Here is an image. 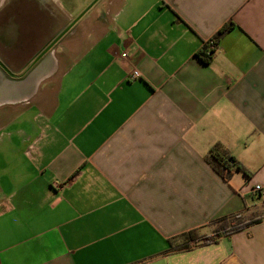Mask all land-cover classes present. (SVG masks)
Returning a JSON list of instances; mask_svg holds the SVG:
<instances>
[{
	"label": "crops",
	"instance_id": "obj_1",
	"mask_svg": "<svg viewBox=\"0 0 264 264\" xmlns=\"http://www.w3.org/2000/svg\"><path fill=\"white\" fill-rule=\"evenodd\" d=\"M82 31L50 100L0 129V264H264V0H105ZM217 144L246 175L211 169Z\"/></svg>",
	"mask_w": 264,
	"mask_h": 264
},
{
	"label": "rangeland",
	"instance_id": "obj_2",
	"mask_svg": "<svg viewBox=\"0 0 264 264\" xmlns=\"http://www.w3.org/2000/svg\"><path fill=\"white\" fill-rule=\"evenodd\" d=\"M92 0H41L39 5L35 0H0V22L8 20L13 27L17 26L20 31L21 40L30 32L34 33V43L31 45V51L22 52L21 55H14L13 60L24 61L32 50L38 48L45 40L50 38L52 34L60 31L66 24L71 22L79 15ZM105 0H99L83 17L78 21L74 31L65 36L56 49L45 57L38 65L39 69L35 73V78L22 91V95L17 99L0 100V129L6 126L10 121L16 119L21 112L32 103H35L40 95L45 96L50 100L53 92L56 89L57 80L60 74L70 64L73 56L76 53L72 39L82 36L83 29L86 28V19L95 16L96 13L102 10V5ZM10 3L9 6L5 5ZM45 7H47L45 9ZM65 8V9H64ZM62 9H64L62 11ZM23 40V41H22ZM18 46H20V44ZM32 73L25 83L33 75ZM29 82V81H28ZM18 83H10V86L15 87ZM41 97V96H40ZM222 224L215 222L208 230L196 231L195 235L197 243H204L215 239L223 233ZM196 243H192L195 245Z\"/></svg>",
	"mask_w": 264,
	"mask_h": 264
},
{
	"label": "flooded vegetation",
	"instance_id": "obj_3",
	"mask_svg": "<svg viewBox=\"0 0 264 264\" xmlns=\"http://www.w3.org/2000/svg\"><path fill=\"white\" fill-rule=\"evenodd\" d=\"M35 1L39 5H41L40 4L41 0H35ZM9 4L10 3L8 2L5 5V7L9 6ZM41 6H43V5H41ZM46 8L47 7H45V9ZM71 22L66 24L60 31L52 34V36L50 38H48L47 40H45L38 48L32 50V52L28 55V57L22 62L13 60V57L16 54L22 56V54H21L22 52L24 53V52L31 51V48H32L31 45H33L34 40H35L34 33H32V32L28 33L26 35V37L23 38V40H24V41L22 40L23 43L19 42L21 40V38H20L21 35H20L19 28L17 26H15V32H13V37L9 38V37H5V36H1L0 40H2V41H0V85L5 84V83L7 84L9 82V84L10 83H14V84L18 83L19 86H21L20 84H22V82L24 80H26L28 78V76H30L32 73H36L37 70L39 69L38 65L41 63V61L43 59H45V57H47L50 54V52H52L54 49L57 48V46L59 45L61 40L65 36H67L69 33H71V31L73 30V28L75 27V25L77 23L74 25V27L69 32L64 34L57 42H55L41 58H39L37 61H35V60L39 57V55L45 49H47L54 42V40L63 32V30ZM9 26H10V23L8 22V20H3L2 22H0V28L3 31L6 30L7 28H9ZM19 43H21L20 46H18ZM4 68L8 69L16 78H12V81L9 80V78H6L5 75H3L4 74Z\"/></svg>",
	"mask_w": 264,
	"mask_h": 264
},
{
	"label": "trees",
	"instance_id": "obj_4",
	"mask_svg": "<svg viewBox=\"0 0 264 264\" xmlns=\"http://www.w3.org/2000/svg\"><path fill=\"white\" fill-rule=\"evenodd\" d=\"M232 26V23H227L222 28H220V30L213 37L216 46L219 38L222 37L225 33H227L232 28ZM205 49L206 48H203L198 54V56L204 64H207L209 63V60L211 59L213 53L210 52L209 54H207ZM205 158L207 163L210 165L211 169L225 182H228L230 180L232 174L235 171H240L244 175H246L244 168L232 156H230L227 151L219 144L214 145L207 152ZM218 222L222 224L221 228L223 227V233L218 235L217 237L235 232L243 228L244 226L242 225V219L235 217H230L228 219L220 220ZM196 231L197 230H192L180 235L178 238L182 240V245L175 248L172 247V249H187L192 245V243H197V238L195 235ZM169 243L170 245H172L171 240L169 241Z\"/></svg>",
	"mask_w": 264,
	"mask_h": 264
},
{
	"label": "water",
	"instance_id": "obj_5",
	"mask_svg": "<svg viewBox=\"0 0 264 264\" xmlns=\"http://www.w3.org/2000/svg\"><path fill=\"white\" fill-rule=\"evenodd\" d=\"M99 0H92L90 2V4L79 14L77 15L73 21L63 30V32L54 40V42L47 48L45 49L40 55L39 57L35 60L37 61L39 58H41L47 51L48 49L55 43L57 42L64 34H66L67 32H69L74 25L83 17V15L85 13H87ZM6 78H9V80L12 81V78H16L8 69L4 68V74ZM25 79V78H24ZM23 80V79H22ZM20 81V80H19ZM19 86V85H17ZM12 88V86H10L9 82L6 84H1L0 85V96H5L7 94V92L10 91V89ZM15 88V87H14ZM3 98V97H2ZM0 100L1 97H0Z\"/></svg>",
	"mask_w": 264,
	"mask_h": 264
},
{
	"label": "built area",
	"instance_id": "obj_6",
	"mask_svg": "<svg viewBox=\"0 0 264 264\" xmlns=\"http://www.w3.org/2000/svg\"><path fill=\"white\" fill-rule=\"evenodd\" d=\"M216 47L215 42L213 39H210L208 42L204 43L203 48H206L207 54L212 52V50ZM127 57L126 53L121 54V58L125 59ZM139 77V73L136 70H133L129 75L128 79L133 80ZM252 195L257 197L258 199L264 201V185L255 184L250 189Z\"/></svg>",
	"mask_w": 264,
	"mask_h": 264
},
{
	"label": "bare ground",
	"instance_id": "obj_7",
	"mask_svg": "<svg viewBox=\"0 0 264 264\" xmlns=\"http://www.w3.org/2000/svg\"><path fill=\"white\" fill-rule=\"evenodd\" d=\"M35 78V73L29 78V82H25L20 84L21 86H15V88L12 86V88L10 89L9 92H7V94L5 96H0L2 100H15L18 97H20L22 95V91L25 90L26 87L31 86V84L29 85V83H31V81H33V79ZM3 97V98H2Z\"/></svg>",
	"mask_w": 264,
	"mask_h": 264
}]
</instances>
